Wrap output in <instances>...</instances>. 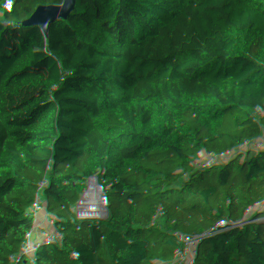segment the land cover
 Returning a JSON list of instances; mask_svg holds the SVG:
<instances>
[{"label": "trees", "instance_id": "obj_1", "mask_svg": "<svg viewBox=\"0 0 264 264\" xmlns=\"http://www.w3.org/2000/svg\"><path fill=\"white\" fill-rule=\"evenodd\" d=\"M98 15L97 84L0 157V264L231 263L244 221L264 264V0H0V98L70 73L67 18Z\"/></svg>", "mask_w": 264, "mask_h": 264}, {"label": "water", "instance_id": "obj_2", "mask_svg": "<svg viewBox=\"0 0 264 264\" xmlns=\"http://www.w3.org/2000/svg\"><path fill=\"white\" fill-rule=\"evenodd\" d=\"M76 25L78 31L67 43L70 56L67 66L72 69L71 72L42 81L35 93L15 104L22 132L0 135V157L4 163L7 164L15 151L29 147L38 123L46 119L52 110L62 107L71 112V104L85 92V86L97 84L99 62L110 24L106 17L98 15L76 18Z\"/></svg>", "mask_w": 264, "mask_h": 264}, {"label": "built area", "instance_id": "obj_3", "mask_svg": "<svg viewBox=\"0 0 264 264\" xmlns=\"http://www.w3.org/2000/svg\"><path fill=\"white\" fill-rule=\"evenodd\" d=\"M67 24L68 25H75L76 32L78 31V27L76 25V19L67 18ZM26 95L20 96V97H13V98H0V120H7L12 119L15 116H18L17 112L14 110V106L18 101L26 99L29 95L36 92V88H33L31 86L26 87ZM240 231V229H239ZM250 241L247 243V245L242 248L240 247L237 238L238 235H229L226 239H224L221 236L215 237V242L217 244H226L231 247V256L233 257V261L231 263H227L223 261L222 264H247L246 259L248 258V254L251 251V248L253 247V244L256 239L259 238V235H254L251 233Z\"/></svg>", "mask_w": 264, "mask_h": 264}, {"label": "crops", "instance_id": "obj_4", "mask_svg": "<svg viewBox=\"0 0 264 264\" xmlns=\"http://www.w3.org/2000/svg\"><path fill=\"white\" fill-rule=\"evenodd\" d=\"M252 232V229L247 221H244L240 226V231L238 234L237 241L240 245V247L244 248L247 243L250 241V236ZM248 264L249 262L246 261Z\"/></svg>", "mask_w": 264, "mask_h": 264}]
</instances>
